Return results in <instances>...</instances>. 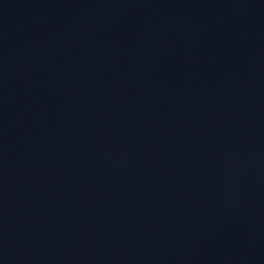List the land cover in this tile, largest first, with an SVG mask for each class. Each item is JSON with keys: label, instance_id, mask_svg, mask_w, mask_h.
Masks as SVG:
<instances>
[{"label": "water", "instance_id": "1", "mask_svg": "<svg viewBox=\"0 0 264 264\" xmlns=\"http://www.w3.org/2000/svg\"><path fill=\"white\" fill-rule=\"evenodd\" d=\"M0 264H264V0H213L90 109L0 218Z\"/></svg>", "mask_w": 264, "mask_h": 264}]
</instances>
